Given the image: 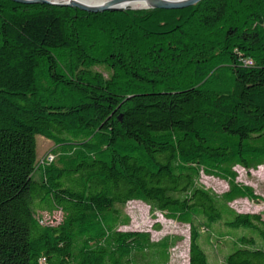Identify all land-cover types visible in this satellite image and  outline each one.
Returning <instances> with one entry per match:
<instances>
[{"label":"trees","instance_id":"trees-1","mask_svg":"<svg viewBox=\"0 0 264 264\" xmlns=\"http://www.w3.org/2000/svg\"><path fill=\"white\" fill-rule=\"evenodd\" d=\"M36 134L53 141L40 159ZM263 162L264 0H0V264H166L171 236L119 228L130 199L188 224L187 264H208L199 236L223 237L217 223L250 229L219 264H264L261 212L228 204L259 198L233 166Z\"/></svg>","mask_w":264,"mask_h":264},{"label":"rangeland","instance_id":"rangeland-1","mask_svg":"<svg viewBox=\"0 0 264 264\" xmlns=\"http://www.w3.org/2000/svg\"><path fill=\"white\" fill-rule=\"evenodd\" d=\"M135 8V7H129ZM95 69L103 71L105 74L111 73V68L104 64H97ZM36 156L40 159L46 152L53 147V141L41 134H36ZM55 152V151H54ZM56 153V152H55ZM236 170L235 179L239 182L250 185L254 192L259 195L258 199H247L246 197H238L228 204L238 211H258L264 220V162L256 168L245 169L239 165H234ZM198 181L204 186L211 188L219 193L227 188L225 179L200 173ZM125 214L128 215V223L119 226L125 230H147L151 240H158L162 236H171L173 242L168 246V259L166 264H187L188 259V224L178 222L171 218L165 217L157 209L151 210L143 201L130 199L124 204L117 205ZM43 222L55 223L60 220L61 212L53 210L38 211ZM227 229L229 231H227ZM214 232L220 233L223 237L213 240L206 239V230L201 228L199 241L208 258V264H219L224 254L230 249L234 236L241 231L250 230L247 227H228L219 223L214 225ZM150 255L146 252L143 254V261L148 260Z\"/></svg>","mask_w":264,"mask_h":264},{"label":"water","instance_id":"water-1","mask_svg":"<svg viewBox=\"0 0 264 264\" xmlns=\"http://www.w3.org/2000/svg\"><path fill=\"white\" fill-rule=\"evenodd\" d=\"M18 2L31 3V2H46L58 5L75 6L87 11H102V10H116L129 8L127 4H123L124 0H104L100 3H86L80 0H14ZM198 0H144V6H137L135 8L147 7H161V8H179L193 4Z\"/></svg>","mask_w":264,"mask_h":264},{"label":"bare ground","instance_id":"bare-ground-1","mask_svg":"<svg viewBox=\"0 0 264 264\" xmlns=\"http://www.w3.org/2000/svg\"><path fill=\"white\" fill-rule=\"evenodd\" d=\"M86 3H100L104 0H80ZM123 4H127L132 7H137V6H144L145 2L144 0H124Z\"/></svg>","mask_w":264,"mask_h":264},{"label":"built area","instance_id":"built-area-1","mask_svg":"<svg viewBox=\"0 0 264 264\" xmlns=\"http://www.w3.org/2000/svg\"><path fill=\"white\" fill-rule=\"evenodd\" d=\"M250 60L249 59H246L245 60V62H249ZM46 160L47 161H51V160H53V158H54V154H52V153H48L46 156Z\"/></svg>","mask_w":264,"mask_h":264}]
</instances>
